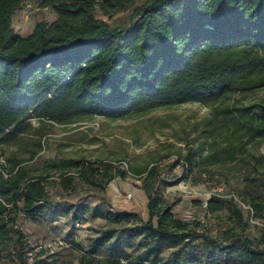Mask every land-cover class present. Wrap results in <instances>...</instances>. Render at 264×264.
Instances as JSON below:
<instances>
[{
    "label": "trees",
    "instance_id": "trees-1",
    "mask_svg": "<svg viewBox=\"0 0 264 264\" xmlns=\"http://www.w3.org/2000/svg\"><path fill=\"white\" fill-rule=\"evenodd\" d=\"M24 1L0 0V264H61L45 250L34 252L21 226L23 218L56 211L71 224L102 222L85 247L71 240L79 264H264V98L247 101L264 91V0H34L55 20L21 36L12 17ZM192 103L210 115L196 124L199 142L180 158L176 180L161 178L156 163L130 168L142 181L145 218L111 211L104 192L126 172L110 162L48 165L59 177L52 192L85 190L103 207L51 200L48 168L28 169L44 143L36 138L27 150L24 140L45 126ZM9 148H24L25 157L7 156ZM195 168L201 177L220 169L241 177L239 195L259 221L257 242L232 199L208 200L212 212L229 207L226 228L213 234L175 216L180 199L165 189Z\"/></svg>",
    "mask_w": 264,
    "mask_h": 264
},
{
    "label": "rangeland",
    "instance_id": "rangeland-1",
    "mask_svg": "<svg viewBox=\"0 0 264 264\" xmlns=\"http://www.w3.org/2000/svg\"><path fill=\"white\" fill-rule=\"evenodd\" d=\"M127 15L128 12L118 14L110 23H121ZM54 20L55 14L52 11L39 8L34 0H25L12 17V27L19 35L26 36L31 33L35 23H51ZM262 98L264 91L249 95L247 101H258ZM209 115L210 108L192 103L114 121L96 117L66 126H45L39 132L29 134L24 140L28 142L27 150L36 138L44 143L39 158L28 161L27 166L30 170L34 167L48 168L50 177L46 182L51 200L54 199L59 204L87 203L90 206L103 207L95 195H90L85 190L75 194L52 192V182H58L59 177L57 170L49 169L48 165L51 161L82 158L110 162L115 168L126 172L124 177L118 176L110 181L104 192L105 198L110 202L111 211L139 213L145 218L146 196L142 190V181L130 172V168L156 163L161 178L166 182L175 181L182 172L180 158L199 142L196 124ZM24 151V148H9L6 154L11 156L17 153L18 156L25 157ZM259 152L264 155V145ZM202 153H207V150L204 149ZM168 165H172L171 170ZM217 172L213 176L206 174L201 177L195 168L187 178L165 189L167 197L180 199L173 211L175 216L198 224V230H210L213 234L226 228L229 207L227 203H222L217 212H212L207 209L208 200L216 195L224 200L232 199L248 220L246 232L257 242L260 237L259 221L247 213V206L239 195L243 184L241 177L236 176V172L224 169ZM101 224L100 219L71 224L58 211L34 219L23 218L21 221L24 233L35 246L34 252L42 249L47 251L46 255L54 254L61 259V264H79L77 251L71 246V240L85 247L87 239L93 234L91 228ZM164 252L168 253V250L165 249Z\"/></svg>",
    "mask_w": 264,
    "mask_h": 264
},
{
    "label": "built area",
    "instance_id": "built-area-1",
    "mask_svg": "<svg viewBox=\"0 0 264 264\" xmlns=\"http://www.w3.org/2000/svg\"><path fill=\"white\" fill-rule=\"evenodd\" d=\"M127 198H129V196H127Z\"/></svg>",
    "mask_w": 264,
    "mask_h": 264
}]
</instances>
